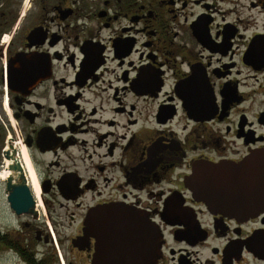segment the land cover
<instances>
[{
  "label": "flooded vegetation",
  "instance_id": "flooded-vegetation-1",
  "mask_svg": "<svg viewBox=\"0 0 264 264\" xmlns=\"http://www.w3.org/2000/svg\"><path fill=\"white\" fill-rule=\"evenodd\" d=\"M0 123V168L14 150L32 192L24 148L42 202L10 209L0 264H137L115 208L158 230L154 264H264V209L193 183L264 152V0H0Z\"/></svg>",
  "mask_w": 264,
  "mask_h": 264
},
{
  "label": "water",
  "instance_id": "water-1",
  "mask_svg": "<svg viewBox=\"0 0 264 264\" xmlns=\"http://www.w3.org/2000/svg\"><path fill=\"white\" fill-rule=\"evenodd\" d=\"M3 155L5 159L10 160L7 165L10 174L5 180L9 208L17 215L36 216L35 200L26 185L23 169L15 151L6 150ZM245 162L246 164L233 166L207 163L198 166L194 175L196 180L193 183L197 187L194 192L214 211L243 213L244 210H263L264 152L253 156L251 166L250 159ZM114 210L116 208L109 209L110 213L104 219L113 227L106 232L111 234L107 238L109 246L114 248L111 252H136L141 255L137 264H154L160 244L158 230L142 215L139 217L131 211L115 213ZM93 222V214H90L87 224L92 225ZM116 222H119L123 229H114Z\"/></svg>",
  "mask_w": 264,
  "mask_h": 264
},
{
  "label": "rangeland",
  "instance_id": "rangeland-1",
  "mask_svg": "<svg viewBox=\"0 0 264 264\" xmlns=\"http://www.w3.org/2000/svg\"><path fill=\"white\" fill-rule=\"evenodd\" d=\"M7 128L10 129L7 125ZM0 130L4 133V140L7 138L6 137V134H5V131H6V127L4 124L0 123ZM8 143L7 142H3L2 143V147L7 145ZM2 152V150H1ZM42 208V207H41ZM58 211L63 215L62 217V222L63 224L67 223L68 220L66 219L65 215L63 214L64 213V210H59ZM41 215H42V212H41ZM15 219L14 217L12 216L11 214V210L7 204V201H6V186H5V181H1L0 180V228L1 229H8L10 230L12 227H14L16 224H15ZM65 227V225L63 226ZM64 231V234H69L71 232V229L70 228H65L63 229ZM40 248H42V246H39ZM4 260V259H3ZM2 260V261H3Z\"/></svg>",
  "mask_w": 264,
  "mask_h": 264
},
{
  "label": "bare ground",
  "instance_id": "bare-ground-1",
  "mask_svg": "<svg viewBox=\"0 0 264 264\" xmlns=\"http://www.w3.org/2000/svg\"><path fill=\"white\" fill-rule=\"evenodd\" d=\"M20 154H21L22 163H23L24 168L26 170L28 182H29V185L31 187L32 193L34 194L35 198H37V201H38L37 206L40 207L42 204L41 197H40L41 191H40V187H39V183L37 181L36 175L30 166V163H29V160H28V157H27V154H26L24 148L21 150V153H18V156ZM8 163H10V160H7V159H4L2 162V167L0 168V180L1 181H5L6 178L8 177V175L10 174V172L7 168Z\"/></svg>",
  "mask_w": 264,
  "mask_h": 264
}]
</instances>
